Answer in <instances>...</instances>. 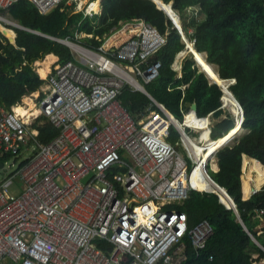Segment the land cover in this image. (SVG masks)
<instances>
[{
	"label": "built area",
	"instance_id": "built-area-1",
	"mask_svg": "<svg viewBox=\"0 0 264 264\" xmlns=\"http://www.w3.org/2000/svg\"><path fill=\"white\" fill-rule=\"evenodd\" d=\"M21 1L0 0V23L12 32L34 31L4 14ZM29 1L41 15L66 2L86 17L101 13L98 0ZM129 23L138 31L118 46L66 39L74 60L50 71L51 91L37 116L27 120L0 104V169L31 151L0 181V264H197L187 238L198 257L214 234L208 219L192 227L187 212L169 207L200 191L197 175L213 183L217 151L208 161L199 156L203 134L210 130L212 139L213 114L189 121L194 111L183 110L182 122L153 98L146 85L158 78L162 61L149 60L168 38L145 20ZM127 87L153 101L141 121L119 102ZM41 116L58 130L46 144L33 128ZM172 126L191 162L168 142Z\"/></svg>",
	"mask_w": 264,
	"mask_h": 264
},
{
	"label": "trees",
	"instance_id": "trees-1",
	"mask_svg": "<svg viewBox=\"0 0 264 264\" xmlns=\"http://www.w3.org/2000/svg\"><path fill=\"white\" fill-rule=\"evenodd\" d=\"M163 2L179 16L189 41L195 44L198 52L207 54L208 62L218 67L220 76L235 80L229 90L243 108L242 127L246 130L234 144L218 150L219 169L216 173L210 171L213 180L234 199L239 218L233 209L221 203L218 196L207 193H216L217 189L202 181L207 192L192 191L184 203L169 207L187 212L192 227L204 218L214 227V234L198 257L187 238L188 252L194 263L253 264L258 259H264V214H260L264 210V188L244 199L242 164L246 155L264 165V0ZM192 9H198L200 18L190 20ZM75 11V5L68 6L66 2L43 16L29 0H22L10 9L9 14L14 19L41 34L18 30L16 44L0 34L1 105L12 109L46 84L35 69L36 60H42L51 53L59 57V63L74 60L69 46L50 37L67 38L98 48L103 37L120 28L122 23L142 19L168 38L166 46L149 60H161L162 67L158 78L146 85L147 91L182 122L184 111L189 112L194 103L199 105L200 117L213 114L219 119L212 129L214 141L224 138L235 128L232 114L222 109V99L225 98L222 87L211 81L193 56L186 57L183 76H179L173 64L178 54L186 50L187 44L167 14L153 1L104 0L102 12L94 17ZM123 34L120 36L126 37ZM119 102L137 121L149 114L148 108L153 104L145 93L128 87L123 90ZM155 109L159 111L157 107ZM33 128L39 131L37 141L40 144H46L58 135V130L43 116L38 118ZM167 140L187 156L184 147L179 146L181 134L174 126L170 127ZM213 140L210 138L211 144L216 143ZM6 159L9 160L10 156ZM263 177L264 170L259 175V181Z\"/></svg>",
	"mask_w": 264,
	"mask_h": 264
},
{
	"label": "bare ground",
	"instance_id": "bare-ground-1",
	"mask_svg": "<svg viewBox=\"0 0 264 264\" xmlns=\"http://www.w3.org/2000/svg\"><path fill=\"white\" fill-rule=\"evenodd\" d=\"M156 1L159 2L160 4H164L163 0H156ZM167 9H169V6L167 7ZM1 29H3V27L0 25V30ZM137 31H138V27L135 24H124L123 27H121L120 29H116L115 31H113L111 34H109L106 37V40L104 42V47L105 48H109L112 45H117L118 46L121 43H123L124 41H126L127 39H129L130 36L132 34H135ZM121 33L127 34L128 37L126 39H124V40L119 39V38H121V36H120ZM10 36H13L12 32H10ZM185 42L186 43L188 42V51L190 53H195V56L198 58V63L200 65L201 69L204 70L209 75V78L211 79V81H213V82L217 81V82H219V84L225 85V82L221 79L222 77H220L219 74H218V67L215 66V65H212V64H210L208 62L206 54L199 55L197 53L194 45L192 44V42H189L187 39H186ZM53 57L54 56L49 54V55H47L45 60L38 61V65L40 66L39 72H40L41 76L44 77V78L46 77L47 72L49 71L50 64L52 62ZM46 82H47L46 90L44 91L43 94H48L51 91V85H50V82L48 81V79L46 80ZM35 96H36V94H35ZM224 101L227 103L228 106L234 107L233 111L237 115L238 123L235 125V128L229 133V135H227L226 137H224V138H222V139H220L218 141H214V142H216L214 144H211V142H210V130L206 131L203 134V140H206V142H207V144H205L204 148L208 149V151L205 152L204 148L199 149V156L202 159H204L205 161H208L209 158H211V156H212L211 154L215 151V149H217L221 145L228 144V143L231 144L232 140L235 137H237V135H239V133L241 132V131L238 132V133L236 132V128L237 127H238L239 130H240V128L242 129V127H240V120H241V111H240V109L238 108L236 103L233 101V99H231L229 96L225 97ZM26 104L29 106V110H26L24 107H18L17 108V111L20 114H22L23 117H25L27 120H29L31 118V116H35V115L39 114V111L33 105L34 103H32L29 99L26 100ZM188 118H189V121H192V120L196 119V112H194ZM198 123H200V124H202V123L209 124L210 120L207 119L204 122H198ZM211 145H213V147H214L213 150L210 148ZM208 155H209V157L207 158ZM213 167H214L215 170H218V166H217L216 162L213 163ZM197 176H199V175H197ZM202 182L207 183L208 181L205 178H202ZM195 183H196L197 188L201 192H207L206 189L202 186L200 179H198L197 177H195ZM208 183H210L214 188L217 189V192L214 193V194H219L220 193L227 199L226 195L218 187H216V185L214 183H212V182H208ZM211 193H213V192H211Z\"/></svg>",
	"mask_w": 264,
	"mask_h": 264
},
{
	"label": "crops",
	"instance_id": "crops-1",
	"mask_svg": "<svg viewBox=\"0 0 264 264\" xmlns=\"http://www.w3.org/2000/svg\"><path fill=\"white\" fill-rule=\"evenodd\" d=\"M103 1L104 0H98V3L97 4H99V6H100V9H101V12H102V9H103ZM68 5V4H67ZM68 6H70V5H68ZM98 9H99V7H98ZM75 13H84V12H77V9H76V6H75ZM9 11L10 10H8V11H5V13L4 14H7L8 16H10L11 18H13L10 14H9ZM100 14V13H99ZM99 14H96V15H99ZM43 16H45V15H43ZM95 16V15H94ZM93 16V17H94ZM91 17V16H90ZM128 22V21H127ZM124 23H126V22H124ZM124 23H122L121 24V26H123L124 25ZM0 25L3 27V29L5 30V29H8V28H6L4 25H2L1 23H0ZM121 28V27H120ZM120 28H115L114 30H112L111 31V33L113 32V31H115L116 29H120ZM3 29H1L0 30V34H2L3 32L2 31H4ZM9 30V29H8ZM10 32H12L11 30H9ZM34 32H36V33H39V34H41L40 32H38L37 30H34ZM13 34H16V36H18V33L17 32H12ZM110 33V34H111ZM3 35H4V33H3ZM109 35V34H108ZM108 35H105L104 37H103V42H102V44L104 45V42H105V40H106V37L108 36ZM123 35H126V37H124V36H122L121 38H119V39H121V40H124V39H126L127 37H128V35L127 34H123ZM79 36V35H78ZM7 38V37H6ZM50 38H53V39H55V40H57V38H54V37H50ZM79 38V37H78ZM8 39V38H7ZM60 39H67V38H60ZM9 40H10V38H9ZM57 41H59V40H57ZM10 42L11 43H13L11 40H10ZM60 42V41H59ZM74 42V41H73ZM17 43V41L15 42V43H13V44H16ZM62 43V42H61ZM76 43H79V42H76ZM186 43V42H185ZM63 44H65V43H63ZM81 44V43H80ZM101 44V45H102ZM67 45V44H66ZM84 45V44H83ZM67 46H69V44L67 45ZM195 46V45H194ZM70 47V46H69ZM71 49V48H70ZM188 50V48L185 50V51H187ZM72 51V50H71ZM185 51H183V52H180L179 54H178V56H177V58H176V60H175V63L173 64V66H174V68L176 69V70H178V72H179V76L180 77H182L183 76V67H184V62H185V59H186V55L184 54L185 53ZM184 55H183V54ZM189 53V52H188ZM182 54V55H181ZM47 55H49V54H47ZM47 55L45 56V57H47ZM50 55H52V56H54L53 57V59H52V62H51V64H50V68H49V71L47 72V75H46V77L44 78V77H42L41 76V74H40V72H39V68L40 67H36L35 65V69H36V71L38 72V74H39V76H40V78L44 81H46L47 79H48V75H49V73H50V71H52L53 70V68H54V66L56 65V64H58L59 62H58V60H59V57L57 56V55H55L54 53H51ZM186 56V57H185ZM46 59V58H45ZM44 59V60H45ZM38 61H43V60H36L35 62L36 63H38ZM35 62H34V64H35ZM47 78V79H46ZM47 85V82H46V84H45V86ZM46 89V88H45ZM39 90V89H38ZM37 90V91H38ZM36 93V92H35ZM32 94H34V93H32ZM31 95V94H30ZM29 96V95H28ZM41 97H44V94H43V92L42 93H40L39 94V98H38V101H39V103H40V101H41ZM24 100V99H23ZM23 101L20 103V104H18V105H16V106H14V107H12V109H10V110H16L17 111V108L18 107H24L23 105ZM34 106H35V104H33ZM28 107V108H27ZM38 107H39V105H38ZM38 107H37V110H38ZM26 110H29V106H26V107H24ZM38 115V114H37ZM36 115V116H37ZM32 117V116H31ZM39 132V131H38ZM218 141V140H217ZM214 162H216V164H217V166H218V163H217V160L216 161H214ZM213 162V163H214ZM214 168V167H213ZM218 169H219V166H218ZM242 169H243V174L244 173H246L245 175L246 176H248L247 177V181H244L243 179H242V188H243V197H244V199H248L250 196H252V194H251V190L252 189H255L257 192H259L260 190H262L263 188H264V177L262 178L263 180L262 181H259V175H262V170H264V165L262 164V162H260L259 160H256V159H254V158H251V157H248V156H246V155H244L243 156V164H242ZM217 171V170H216ZM254 257L256 258L257 257V255H254ZM253 264H264V259H258V260H256V261H254V263Z\"/></svg>",
	"mask_w": 264,
	"mask_h": 264
},
{
	"label": "water",
	"instance_id": "water-1",
	"mask_svg": "<svg viewBox=\"0 0 264 264\" xmlns=\"http://www.w3.org/2000/svg\"><path fill=\"white\" fill-rule=\"evenodd\" d=\"M151 1H153L157 6H158V8L159 9H161V10H163L166 14H167V16H168V19L170 20V21H172L173 22V24H174V26H177L178 27V25L182 28V31H181V34L183 35V39H184V41L187 39V40H189L188 38H187V36H186V34H185V32H184V29H183V27H182V24L180 23V21H177V19H176V17H175V12L173 11V9H172V7H170L169 5V9H167V5L166 4H160L159 2H157L156 0H151ZM3 33H4V36L5 37H7V38H10V40L13 42V43H15L16 41H17V36H16V34H13V36H10V31L8 30V29H5L4 31H3ZM57 40H59L60 42H62V43H65V44H67L68 45V41L66 40V39H57ZM193 44V43H192ZM187 47H188V44H187ZM195 47V46H194ZM196 49V48H195ZM197 51V50H196ZM197 53L199 54V55H204V54H201V53H199L198 51H197ZM192 54V56H194V59L196 60V62H197V64H198V66H199V68L201 69V67H200V65H199V63H198V58L195 56V53H191ZM206 56H207V54H206ZM211 64V63H210ZM212 65H214V64H212ZM216 66V65H215ZM202 70V69H201ZM202 71H204V70H202ZM205 72V71H204ZM207 74V73H206ZM218 74H219V76H220V72H219V70H218ZM208 75V74H207ZM208 77H209V75H208ZM221 77V76H220ZM224 82H225V85H221V84H219V82H217V81H214L215 82V84H218L220 87H222V90H223V92H224V94H225V96L224 97H227V96H229L231 99H233V101L236 103V105L238 106V108L240 109V111H241V120H240V127H242V123H243V120H244V112H243V108L241 107V105H240V103L238 102V100L235 98V96H234V94L229 90V86L231 85V79H223V78H221ZM234 82H235V80H234ZM234 82H232V84H234ZM191 109L194 111V112H196V114H198V110H199V105H198V103H194L193 105H192V107H191ZM238 123V120H236V124ZM235 124V125H236ZM242 130H243V127H242ZM232 131V130H231ZM230 131V132H231ZM229 132V133H230ZM229 133L227 134V135H229ZM226 135V136H227ZM225 136V137H226ZM220 140V139H219ZM227 144H223V145H221L220 147H218L217 149H215V151H217L218 152V150L220 149V148H222V147H224V146H226ZM214 151V152H215ZM3 166V164L2 163H0V167H2ZM213 183L216 185V187H218L225 195H226V197H227V199L222 195V194H215L216 196H218V198L220 199V201H221V203L222 204H224L228 209H233L234 211H235V213L237 214V216H238V218H239V214H238V211H237V207H236V204H235V201H234V199L228 194V192H227V190L225 189V188H222L219 184H217L214 180H213ZM207 193H211V192H207ZM212 194H214V193H212Z\"/></svg>",
	"mask_w": 264,
	"mask_h": 264
},
{
	"label": "rangeland",
	"instance_id": "rangeland-1",
	"mask_svg": "<svg viewBox=\"0 0 264 264\" xmlns=\"http://www.w3.org/2000/svg\"><path fill=\"white\" fill-rule=\"evenodd\" d=\"M98 7H99V4H97V6H96V8L98 9ZM190 15H191V18H190V20L191 19H193V18H200V13L198 12V9H192V10H190V13H189ZM130 21H128V22H126V23H124V24H131V23H129ZM124 26V25H123ZM123 26H121V27H123ZM79 36L78 35H76V38H78ZM186 41V40H185ZM189 41V40H188ZM189 42H191V41H189ZM187 44H188V42H187ZM188 48V47H187ZM186 48V49H187ZM189 51L187 50V51H185V55L188 57V56H192V54L189 52ZM183 54V55H184ZM185 56V57H186ZM194 57V56H193ZM46 58V57H45ZM44 58V59H45ZM44 59H42V60H44ZM37 68L38 67H40L39 65H38V63H36L35 62V64H34ZM231 81L232 82H234V79H231ZM232 82H231V84H232ZM46 88V86L44 85L41 89H40V91H37L36 93H34V94H31V95H29V96H26L25 98H24V100H23V106L24 107H26V106H28L27 104H26V100L27 99H29L32 103H34L35 104V108L37 109V107H38V105H39V101H38V98H39V94L40 93H44V91L46 90L45 89ZM144 93V92H143ZM35 94H36V96H35ZM27 98V99H26ZM225 102V101H224ZM223 107H224V109H225V111L226 112H228V113H230V114H232V116H233V118H234V120H235V122H236V120H237V115L234 113V111H233V108L234 107H232V106H228L227 105V103L225 102V104L223 105ZM228 108V109H227ZM186 112H188V110H186ZM185 112V113H186ZM236 115V116H235ZM223 118H224V116H223ZM211 121H212V125L214 126L218 121H219V119H216L214 116H211ZM191 131H194V130H191ZM236 132L238 133V132H240V130L238 129V127L236 128ZM246 132V130L245 129H243V130H241V132L239 133V135H237V137H235L233 140H232V142H231V144L230 143H228L227 145H232V144H234L235 142H236V139L237 138H239L242 134H244ZM197 136L199 135L198 133L196 134ZM211 149L212 148H214L213 147V145H211V147H210ZM184 153V152H183ZM186 153V152H185ZM30 154H31V151L30 150H24L23 151V153H22V156H20V157H18V158H16V157H14V158H11V160L9 161V163L6 165V168L4 169V168H2V169H0V181L2 180V179H5V178H7V177H9L12 173H13V171L15 170V169H17L18 168V166H19V163L24 159V157H29L30 156ZM213 160L214 161H216L217 160V158H215V157H213ZM213 161V162H214ZM211 165V164H210ZM246 173H244L243 175H242V179L244 180V181H247V177L248 176H246L245 175ZM15 186H20V184H19V181H17L16 183H15ZM253 190H255V189H252L251 190V194H253ZM12 195H17V193H16V191L15 190H13L12 189V191L10 192ZM183 202L181 201L180 202V204H182Z\"/></svg>",
	"mask_w": 264,
	"mask_h": 264
},
{
	"label": "clouds",
	"instance_id": "clouds-1",
	"mask_svg": "<svg viewBox=\"0 0 264 264\" xmlns=\"http://www.w3.org/2000/svg\"><path fill=\"white\" fill-rule=\"evenodd\" d=\"M184 40V39H183ZM185 42V41H184ZM187 44V43H186ZM222 100H224V99H222ZM212 137V136H211ZM213 140V139H212ZM214 141V140H213ZM218 171V170H217ZM214 173H216V171H214Z\"/></svg>",
	"mask_w": 264,
	"mask_h": 264
}]
</instances>
